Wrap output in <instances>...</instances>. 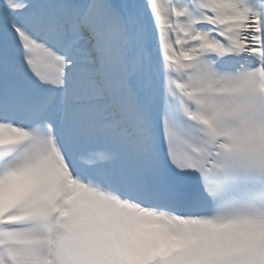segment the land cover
<instances>
[{"label": "snow or ice", "instance_id": "obj_1", "mask_svg": "<svg viewBox=\"0 0 264 264\" xmlns=\"http://www.w3.org/2000/svg\"><path fill=\"white\" fill-rule=\"evenodd\" d=\"M0 264H264V0H0Z\"/></svg>", "mask_w": 264, "mask_h": 264}]
</instances>
